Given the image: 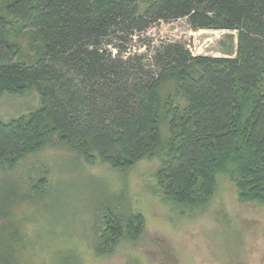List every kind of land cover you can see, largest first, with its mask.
I'll return each instance as SVG.
<instances>
[{
    "label": "trees",
    "instance_id": "trees-1",
    "mask_svg": "<svg viewBox=\"0 0 264 264\" xmlns=\"http://www.w3.org/2000/svg\"><path fill=\"white\" fill-rule=\"evenodd\" d=\"M179 20L195 32H238L236 57L194 56L183 43L145 37ZM20 39L35 53L30 62L20 58ZM32 89L35 112L0 119L1 179L17 180L8 172L56 139L87 164L120 172L160 159L156 183L176 213L206 207L220 174L242 202L264 203V0H2L0 98ZM21 185L27 200L64 213L46 180ZM17 189L6 197L20 196ZM112 195L94 213L98 256L144 234L128 194ZM5 223L0 234L11 232L5 238L16 246L24 237ZM164 256L172 260L168 249Z\"/></svg>",
    "mask_w": 264,
    "mask_h": 264
},
{
    "label": "rangeland",
    "instance_id": "rangeland-1",
    "mask_svg": "<svg viewBox=\"0 0 264 264\" xmlns=\"http://www.w3.org/2000/svg\"><path fill=\"white\" fill-rule=\"evenodd\" d=\"M147 6L142 3L141 10ZM145 37L183 43L194 56L234 58L238 50V32H195L186 20L155 25ZM19 44L21 60H33L35 53L29 49L28 40L20 39ZM131 49L144 52L138 51L136 43ZM38 106L34 89L24 96L5 94L0 98V119L27 116ZM162 133L165 141L169 137L165 119ZM159 166L158 158L143 160L122 172L99 161L89 165L54 139L8 172L17 180L1 179L0 170V212L11 209V217L0 220V225L7 221L9 230H18L24 237L12 246L6 239L11 232L0 234L1 264L12 258L14 264H264V203L242 202L232 178L220 174L216 193L206 207L176 213L157 186ZM42 179L48 183L47 190L54 193L51 202L61 201L64 213L56 210V205L43 204L42 199L27 200L21 183L28 188ZM15 189L20 196L7 198L8 191ZM123 192L144 215V234L136 243H121L110 256H98L93 234L96 205L113 203L112 193ZM166 249L171 252L170 261L164 256Z\"/></svg>",
    "mask_w": 264,
    "mask_h": 264
}]
</instances>
